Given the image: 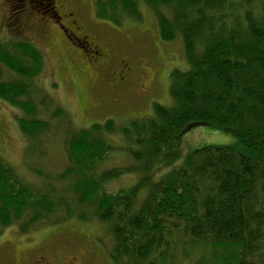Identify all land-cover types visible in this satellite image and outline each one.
<instances>
[{
  "label": "trees",
  "instance_id": "trees-1",
  "mask_svg": "<svg viewBox=\"0 0 264 264\" xmlns=\"http://www.w3.org/2000/svg\"><path fill=\"white\" fill-rule=\"evenodd\" d=\"M94 1L101 20L141 18L138 0ZM143 2L162 41L180 36L188 69L170 72V104L153 103L150 116L129 127L107 119L78 129L35 83L44 59L20 39L33 20L52 17L50 3L8 0L9 18L16 17L5 25L17 38L0 40V100L20 114L27 166L37 181L27 182L0 157V234L13 223L25 234L70 219L94 221L107 228L115 264H264V0ZM205 124L231 131L236 145L195 148L172 167L181 137ZM116 132L127 144L121 150L147 176L144 198L135 186L104 188L125 171L99 172Z\"/></svg>",
  "mask_w": 264,
  "mask_h": 264
},
{
  "label": "rangeland",
  "instance_id": "rangeland-1",
  "mask_svg": "<svg viewBox=\"0 0 264 264\" xmlns=\"http://www.w3.org/2000/svg\"><path fill=\"white\" fill-rule=\"evenodd\" d=\"M138 2L142 10L141 18L116 25L97 17L94 0H57L58 4L54 9L51 6V10L62 12L59 15L49 12L52 17H46L45 22L33 20L20 37L39 48L44 59L43 71L35 78V83L46 90L50 99L54 97L59 102L78 129H85L96 122L103 123L107 119L125 124L121 127H129V121L150 116L153 103L170 104V72L188 69L180 36L168 42L162 41L153 12L144 6L143 0ZM32 5L36 7L38 4ZM67 7L69 9L66 11L74 9L75 17L83 25L84 34L109 56L111 62L101 66L105 71L102 74L89 66L87 57L74 45L73 38V44L68 42L61 27L55 23L60 20L63 27H70L63 13ZM7 12V5L0 0V40L16 37L13 27H3L1 24ZM37 14L34 12L33 15ZM150 56L152 61L148 63L153 66L145 71V86L148 88L151 85L149 91L136 100L128 94L124 103L116 104L117 94L108 86L116 60L128 61L136 69L137 66H144ZM138 80L139 77L134 82L138 84ZM19 116L15 107L0 100V157L27 182L33 183L37 177L27 166L28 145L17 124ZM108 138L114 149L100 163L99 172L115 168L125 171L118 178L105 181L104 188L108 192H116L135 186L138 198H144L149 185L145 183L147 176L140 173L141 163L134 161L130 153L121 150L127 144L121 141L119 132ZM205 145L235 146L236 138L231 131L223 132L208 124L196 126L181 137L180 154L174 160L176 163L172 162V167L181 165L188 153ZM130 147L138 149L136 145ZM59 149L60 145L56 144L53 150L56 166L62 162L61 156H58L61 153ZM110 244L105 225L94 221L70 219L57 225L36 227L25 234L19 232L13 223L0 234V264H36L39 258L45 259L43 264H64L73 259L83 264H115L109 258Z\"/></svg>",
  "mask_w": 264,
  "mask_h": 264
},
{
  "label": "flooded vegetation",
  "instance_id": "flooded-vegetation-1",
  "mask_svg": "<svg viewBox=\"0 0 264 264\" xmlns=\"http://www.w3.org/2000/svg\"><path fill=\"white\" fill-rule=\"evenodd\" d=\"M3 2H5V4L8 7V12L7 14H5V16L8 17L3 18V21L1 22V24H3L4 27L5 22L8 19H9V23H11L12 21H14L16 16L11 19L9 18L10 5L8 3V0H3ZM48 3H50L53 9L55 8V5L58 4L57 0H48ZM69 7L64 8L65 11H63V13H64V17H66L67 24H69L70 27L69 28L63 27L62 24H60V20H56L55 23L61 27V30L68 42L69 41L71 42V39L73 38L74 45H76L80 49L87 50L86 57L89 66H91L97 72L98 71L105 72L101 66L111 62L109 60V56L106 54L105 51L102 50V48H100L98 44H96L93 40H91L88 35L84 34L83 25L82 23L80 24L77 18L75 17L74 9L72 8L71 10L66 11L69 9ZM53 11L55 12V14L58 15L59 12H62L60 10L59 11L53 10ZM18 20L20 19L19 18L16 19L17 22L16 26H18L19 28L23 27L22 25L19 26ZM146 61L147 63L152 61V56L148 57ZM147 63H145L144 66L142 67L137 66V68L135 69L132 65H130L128 61L124 62L121 60L118 61V59L116 60L115 62L116 68L112 69L113 73L109 75L110 79H108V86L111 87L112 91L116 92L117 94V100L115 101L116 104L124 103V101L127 100L126 95L128 94L133 95L131 97H133L136 100L138 99V97L143 96L147 91H149L151 85H149L148 88L145 86V77H146L145 71L148 70V68H150V66L153 65ZM140 75L142 77H140ZM138 77H139L138 84H136L134 80H137ZM35 262L36 264L45 262V259L39 258ZM64 264H83V262L80 261L79 263H76L75 259H73L71 261L65 262Z\"/></svg>",
  "mask_w": 264,
  "mask_h": 264
}]
</instances>
